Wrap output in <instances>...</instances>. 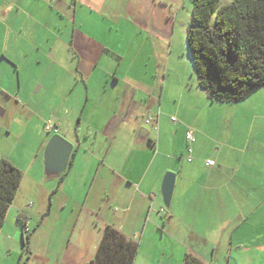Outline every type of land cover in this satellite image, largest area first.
Wrapping results in <instances>:
<instances>
[{"label": "crops", "instance_id": "obj_1", "mask_svg": "<svg viewBox=\"0 0 264 264\" xmlns=\"http://www.w3.org/2000/svg\"><path fill=\"white\" fill-rule=\"evenodd\" d=\"M191 8L192 0H0V117L58 128L41 133L27 161L0 149L22 172L0 227V264H20L26 235L22 264H89L105 224L133 240L160 228L180 258L190 251L204 264H264V112L253 131L227 117L229 102L193 88L175 99L166 77L157 90L156 67L174 31L186 33ZM42 60L69 71L63 88L32 77L45 93L57 91L49 111L20 93L29 83L20 75ZM9 128L0 124V132ZM54 134L71 143L62 170L45 162ZM166 171L175 174L168 206ZM35 189L46 196L36 208L24 202ZM19 215L40 232L23 233Z\"/></svg>", "mask_w": 264, "mask_h": 264}, {"label": "trees", "instance_id": "obj_2", "mask_svg": "<svg viewBox=\"0 0 264 264\" xmlns=\"http://www.w3.org/2000/svg\"><path fill=\"white\" fill-rule=\"evenodd\" d=\"M185 37L196 84L210 101L238 102L264 86V0L224 4L192 0ZM21 176L19 168L0 157V227ZM18 219L22 222L20 215ZM27 237L23 240L25 251H29ZM137 246V241L105 224L89 264H133ZM181 264L204 261L186 251Z\"/></svg>", "mask_w": 264, "mask_h": 264}, {"label": "rangeland", "instance_id": "obj_3", "mask_svg": "<svg viewBox=\"0 0 264 264\" xmlns=\"http://www.w3.org/2000/svg\"><path fill=\"white\" fill-rule=\"evenodd\" d=\"M183 21L185 22V16L183 17ZM177 25L181 26L180 23ZM41 62L42 63L40 65L30 64L28 67H26V73L29 75H20L22 80L26 78L29 81L26 86H22L20 93L25 91L26 95L29 97V100H32L30 104L35 105L36 103H40V105L44 107V111H49V107L54 102V100L59 97V95L57 96V91L45 93V87L43 86L41 89L38 88L39 82H34L32 77L43 78V84L46 82L53 84L57 83L60 88H63L65 82L67 83V78H69V71L67 69L68 65L61 62L58 65H49L46 63V60H42ZM21 73L23 74V71ZM17 77L18 75H12V80L10 79L12 84L14 82V85L17 83ZM165 77L166 91L170 92L171 96H173L175 99L179 97L181 91L184 89L188 91L193 88L197 91H203V93H205L204 90H201L196 84V76L189 50L187 48L184 28H181L180 30L176 29L174 31L170 54L169 56L164 55V58L156 67V81L158 83L157 90L161 88V79ZM229 103L231 104L229 105L230 109L227 111L228 118L231 120L235 119L236 123H240L242 120L246 123L251 122L253 123V131L259 129L257 127L258 121L262 119L260 116H262V113L264 112V86L241 101ZM216 105H219V103ZM217 112H219V110L215 112V115ZM223 112L225 113L224 109L222 108L220 113L217 114L218 119H222L224 116ZM2 123L9 125L10 128L9 132L5 130L0 132V149L3 150L5 154H11L15 158H21L22 160L26 159V161L36 152L39 146L41 133L46 136L50 134V132L45 129V123L47 122H44L40 125L39 121L35 117L31 118L28 124L26 123L25 125L24 123H21L19 118L16 116H12L11 119L8 116H4L0 117V124ZM31 173H33V170ZM51 179L54 178H48L45 180L44 184L52 181ZM40 186L42 185H39L37 189H40ZM26 193H28L27 190ZM31 193V196L33 197L30 196L25 198L24 202L25 204L26 202H31L34 204V208L37 206L39 207L43 199H46V196H44L42 200L37 198L35 196L36 189ZM23 196H25V192L23 193ZM28 222V228L30 231H33L35 234L40 232V229L36 230L37 223L34 219L29 218ZM49 222L50 221H47V223ZM159 222L160 226H162V223H164L161 221V219ZM134 240L137 241L138 246L133 264L182 263V257L180 258L179 256V251H181L180 248L176 247L178 245L174 244V241L171 240L170 237H168L165 233L160 232V228L154 235L137 237ZM24 254L26 256L27 252L25 251ZM25 256L23 255L22 259L20 260L16 256L14 261L22 264Z\"/></svg>", "mask_w": 264, "mask_h": 264}, {"label": "water", "instance_id": "obj_4", "mask_svg": "<svg viewBox=\"0 0 264 264\" xmlns=\"http://www.w3.org/2000/svg\"><path fill=\"white\" fill-rule=\"evenodd\" d=\"M143 130L141 131L142 134ZM71 149V143L65 140L58 134H54L48 140L45 147V162L52 164L58 170L65 167L66 160ZM175 174L171 171H166L161 181V194L165 206L169 205Z\"/></svg>", "mask_w": 264, "mask_h": 264}, {"label": "built area", "instance_id": "obj_5", "mask_svg": "<svg viewBox=\"0 0 264 264\" xmlns=\"http://www.w3.org/2000/svg\"><path fill=\"white\" fill-rule=\"evenodd\" d=\"M152 118L153 117L151 115H147L146 118H145V121L146 122H150L152 120ZM170 118H171L172 121H175L176 120L174 116H171ZM45 129L48 132H52V133H56L57 130H58V128L53 123H51V122L45 123ZM185 139H186V141L188 143L193 140L192 131L190 129H187L185 131ZM186 150H187L186 159L188 161H190L192 157H191V147H190L189 144L186 145ZM204 164L206 166H211L213 164V161L210 158H206V159H204ZM22 230L25 231V232L28 231V226H27V222L26 221H23L22 222Z\"/></svg>", "mask_w": 264, "mask_h": 264}]
</instances>
